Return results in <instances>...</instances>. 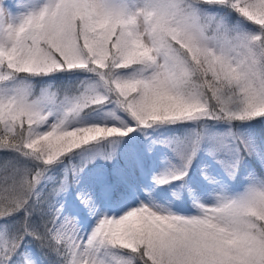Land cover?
<instances>
[{"label": "snow or ice", "instance_id": "6c2138e0", "mask_svg": "<svg viewBox=\"0 0 264 264\" xmlns=\"http://www.w3.org/2000/svg\"><path fill=\"white\" fill-rule=\"evenodd\" d=\"M0 153V264H264V0H0Z\"/></svg>", "mask_w": 264, "mask_h": 264}, {"label": "trees", "instance_id": "16d2710c", "mask_svg": "<svg viewBox=\"0 0 264 264\" xmlns=\"http://www.w3.org/2000/svg\"><path fill=\"white\" fill-rule=\"evenodd\" d=\"M10 2L13 3L14 0H10ZM2 162H3V159H2V153H0V163H2ZM90 167H91V165H90Z\"/></svg>", "mask_w": 264, "mask_h": 264}, {"label": "rangeland", "instance_id": "374dc122", "mask_svg": "<svg viewBox=\"0 0 264 264\" xmlns=\"http://www.w3.org/2000/svg\"><path fill=\"white\" fill-rule=\"evenodd\" d=\"M8 2L11 3L10 0H8Z\"/></svg>", "mask_w": 264, "mask_h": 264}]
</instances>
